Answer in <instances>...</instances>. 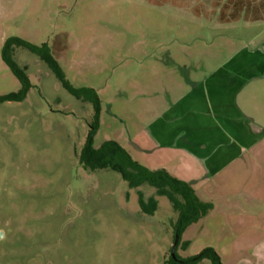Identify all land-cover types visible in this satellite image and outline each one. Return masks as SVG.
<instances>
[{
    "label": "rangeland",
    "instance_id": "rangeland-1",
    "mask_svg": "<svg viewBox=\"0 0 264 264\" xmlns=\"http://www.w3.org/2000/svg\"><path fill=\"white\" fill-rule=\"evenodd\" d=\"M11 36L47 42L72 85L96 89L95 147L117 140L144 164L163 153L157 132L177 142L187 128L185 98H249L248 117L264 123V0H0V95L21 88L1 55ZM13 58L32 87L0 104V264H167L171 201L82 166L92 103L28 49ZM232 113L242 117L224 107L214 121L225 127ZM242 153L194 183L214 208L182 233V258L213 247L222 264H264V159ZM139 194L157 200L154 214Z\"/></svg>",
    "mask_w": 264,
    "mask_h": 264
},
{
    "label": "trees",
    "instance_id": "trees-1",
    "mask_svg": "<svg viewBox=\"0 0 264 264\" xmlns=\"http://www.w3.org/2000/svg\"><path fill=\"white\" fill-rule=\"evenodd\" d=\"M16 47L26 48L39 56L48 64L62 85L71 94L83 101L92 103L94 108L93 122L79 155V161L82 166L93 171L97 169L115 170L121 174L130 188L148 184L156 188L161 195L167 196L177 212L173 228L174 239L178 235L179 241L182 233L189 225L200 221L213 210L214 205L203 200L187 180L170 173L166 168H151L147 166L135 159L117 140L109 139L104 141L99 147L94 146V137L98 130L101 115V101L98 92L92 87H75L72 85L66 78L62 67L54 57L47 42L38 45L20 36H11L5 40L1 50L2 59L20 81L21 88L17 92L0 95V104L7 101H23L32 87L30 77L13 58ZM139 204L141 209L147 214H154L158 206L156 199L150 198L146 201L141 194H139ZM177 249L176 255L181 261L177 262L170 256L167 264H198L204 259L211 260L212 264H222L220 255L213 247H206L200 253L187 258L179 256Z\"/></svg>",
    "mask_w": 264,
    "mask_h": 264
},
{
    "label": "crops",
    "instance_id": "crops-1",
    "mask_svg": "<svg viewBox=\"0 0 264 264\" xmlns=\"http://www.w3.org/2000/svg\"><path fill=\"white\" fill-rule=\"evenodd\" d=\"M185 99H187L186 110L181 108L178 121L183 120L184 123L186 119L185 123L189 130L182 127V130L177 133L179 142L168 139L167 137L171 135L163 129L159 131L160 133L157 132L160 140L156 146L163 153L159 156L147 154L150 162L156 161L151 166L146 164L147 166L166 168L170 173L187 180L196 188L194 183L198 184L199 181L202 183V177L208 175L210 170L218 168L222 170L232 160V151L240 150L244 153L256 151L255 158L264 159V123L248 117L254 115L253 109L249 106V98H243L246 102H243L242 106L238 105L237 98L235 101L234 98ZM222 102L223 109H221ZM224 107L231 111L233 108L239 109L242 117L239 114L234 117L232 113L226 118L227 126L221 127L218 118L214 121V117H218L215 114L216 111L224 110ZM208 116L213 117L212 124L208 123ZM204 134H207L209 141ZM146 151L149 152L147 148Z\"/></svg>",
    "mask_w": 264,
    "mask_h": 264
},
{
    "label": "water",
    "instance_id": "water-1",
    "mask_svg": "<svg viewBox=\"0 0 264 264\" xmlns=\"http://www.w3.org/2000/svg\"><path fill=\"white\" fill-rule=\"evenodd\" d=\"M178 242H179V236L176 235L175 236V240H174V244L172 246V249H171V258L177 262L181 261L180 259H178L177 255H176V249H177V246H178Z\"/></svg>",
    "mask_w": 264,
    "mask_h": 264
}]
</instances>
